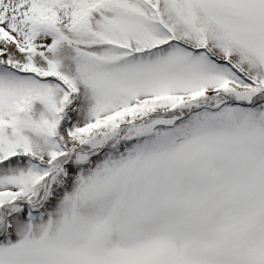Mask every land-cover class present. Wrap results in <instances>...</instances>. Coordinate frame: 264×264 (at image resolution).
<instances>
[{
    "label": "snow or ice",
    "instance_id": "6c2138e0",
    "mask_svg": "<svg viewBox=\"0 0 264 264\" xmlns=\"http://www.w3.org/2000/svg\"><path fill=\"white\" fill-rule=\"evenodd\" d=\"M0 264H264V0H0Z\"/></svg>",
    "mask_w": 264,
    "mask_h": 264
}]
</instances>
